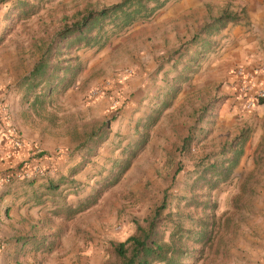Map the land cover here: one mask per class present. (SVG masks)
<instances>
[{
	"label": "rangeland",
	"instance_id": "374dc122",
	"mask_svg": "<svg viewBox=\"0 0 264 264\" xmlns=\"http://www.w3.org/2000/svg\"><path fill=\"white\" fill-rule=\"evenodd\" d=\"M29 1L38 4L37 12L25 18H13L8 23L3 16L13 10L17 0H0V36L4 26L10 24L11 27L0 41V57L5 54L14 57L13 71L19 61L28 60L25 66L33 61L36 63L40 49L64 17L86 6L100 8L118 0ZM210 11L200 22L197 16L193 21L187 16L181 25L179 14L168 22L159 21L152 26L147 23L138 28V34L128 29L99 51L95 48L79 50L83 71L87 74L80 99L84 107L71 111L66 121H73V130L80 127L83 136L91 131L95 133L90 139L89 150L78 159L82 167L79 188L82 197L90 195L100 181L117 171L112 162L137 138V123L163 101L169 105L149 130L145 147L95 204L71 220H64L61 213L59 216L63 218L52 213L45 215L53 227L59 226L65 232L58 251L42 255L35 263L31 262L33 257L23 259L22 256L18 264H119L111 243L133 234L136 222L144 226L143 218L164 196L168 205L166 212H174L177 219V213L184 211L182 199L189 195L194 164L219 150L241 130L248 129L244 117L227 113L226 85L232 67L244 62L246 56L253 62L257 58L264 59L262 30L252 27L239 59L232 56L237 40L236 32L232 33L231 29L218 35L207 32L200 35V38L211 40L210 50H204L199 41L187 44L205 24L212 22L220 8H210ZM244 33L237 32L238 36ZM20 54L25 56L19 57ZM63 93L51 96L44 118L53 119L61 109L70 110L79 104L78 100L58 103ZM75 112L77 118L74 119ZM187 134L193 138L191 147L180 152L181 139ZM179 166L182 170L175 174ZM212 194L218 203L217 215L228 222L223 231L227 256L219 261L225 264L229 262V249L235 247L243 235L242 225L248 217V204L253 194L239 185V175Z\"/></svg>",
	"mask_w": 264,
	"mask_h": 264
},
{
	"label": "crops",
	"instance_id": "0c3cea01",
	"mask_svg": "<svg viewBox=\"0 0 264 264\" xmlns=\"http://www.w3.org/2000/svg\"><path fill=\"white\" fill-rule=\"evenodd\" d=\"M210 8H220V11L196 35L215 29L218 17L224 12L238 15L236 23H228L224 29L210 32L215 35L230 29L232 33L236 32L237 43L235 49L233 47L232 56L239 59L243 55L242 48L252 27L262 30L261 37H264V0H166L150 18L134 22L129 32L133 30V34H138V28L147 23L152 26L159 24V21L168 22L179 14L181 25L187 16H191V21L197 16L200 22L203 16L207 17L211 12ZM240 31L245 33L238 36L237 32ZM22 56L25 55H19ZM0 58V264H18L22 256L23 259L33 257V260H28L35 263L40 261L42 255L56 253L59 241L65 235L59 226L53 227L45 215L52 213L61 218L58 212L66 205H75L79 199L85 198L79 193L82 167L78 159L89 150L90 139L95 133L91 131L83 136L80 127L73 130V121L66 120L70 118L71 111L83 110L84 105L80 99L87 74L82 70L75 83L59 96L58 103L78 100L79 104L70 110L61 109L53 119L41 118L23 99L25 89L19 85L22 77L32 70L35 61L29 66H25L28 60L19 61L13 71L11 65L15 63L12 60L14 57L5 54ZM242 61L232 67L226 85L229 96L225 103L227 113H236L235 117L241 115L248 123L246 127L249 130L244 129L247 130L248 138L242 147V155L233 177L239 175V185L246 187L253 196L248 204V217L242 225L243 235L235 247L229 249V262L225 264H264V98L257 100L251 108H246L247 97L235 73L239 66L246 71L256 67L257 88L264 91V59L257 58L253 62L246 56ZM73 118H77L76 112ZM35 167H40L44 173L34 178L15 176V172ZM241 170L244 172L240 173ZM72 197L73 200L70 199ZM86 210L70 219L62 218L71 220ZM53 232H58V236L50 252L35 246L44 236Z\"/></svg>",
	"mask_w": 264,
	"mask_h": 264
},
{
	"label": "trees",
	"instance_id": "16d2710c",
	"mask_svg": "<svg viewBox=\"0 0 264 264\" xmlns=\"http://www.w3.org/2000/svg\"><path fill=\"white\" fill-rule=\"evenodd\" d=\"M165 1L120 0L100 8L86 6L70 17H64L48 42L40 47L39 58L32 70L19 82L25 89L23 99L29 103L31 110L44 118L51 96L65 92L75 83L83 70L79 50H101L113 37L127 32L134 22L150 18ZM38 8V4L29 0H17L13 10L5 13L3 19L10 23L13 18H25L36 13ZM238 20V15L224 12L218 17L215 29L207 32L219 31L228 23H236ZM10 28V24L4 26L0 41ZM196 38L190 43L199 41L204 50H210L213 46L209 39L200 38L199 35ZM162 103L152 108L137 123V138L129 142L121 150V157L112 162L117 171L100 181L90 195L79 199L75 205H66L58 213L66 219L72 218L90 208L105 189L117 183L137 153L145 147L149 130L169 105L167 101ZM247 138V130H242L223 143L219 150L194 164L192 180L188 186L189 195L183 197L181 208L184 211L177 213V219L174 218V212H166L168 205L164 196L161 203L143 218L144 226L136 222L133 234L123 241L111 243L112 252L119 264H219L227 256L223 231L228 222L217 215L218 203L212 192L231 182ZM192 140L190 134L182 137L179 151H188ZM181 170L179 166L175 174ZM57 236L58 232L48 234L35 246L50 252L56 244Z\"/></svg>",
	"mask_w": 264,
	"mask_h": 264
},
{
	"label": "built area",
	"instance_id": "2783aa9c",
	"mask_svg": "<svg viewBox=\"0 0 264 264\" xmlns=\"http://www.w3.org/2000/svg\"><path fill=\"white\" fill-rule=\"evenodd\" d=\"M257 68L246 71L242 66L236 68L235 73L239 78V82L242 90L245 92L246 101L245 107L251 108L257 100L264 98V91L257 88V82L255 79ZM18 141V140H17ZM44 171L40 167H35L19 172H15L16 177L34 178L42 175Z\"/></svg>",
	"mask_w": 264,
	"mask_h": 264
}]
</instances>
